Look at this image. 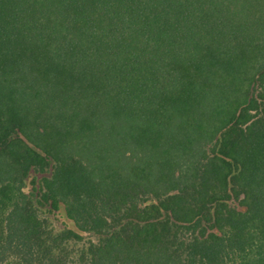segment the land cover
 I'll return each mask as SVG.
<instances>
[{
	"label": "trees",
	"instance_id": "obj_1",
	"mask_svg": "<svg viewBox=\"0 0 264 264\" xmlns=\"http://www.w3.org/2000/svg\"><path fill=\"white\" fill-rule=\"evenodd\" d=\"M50 160L43 197L99 235L87 247L23 190ZM11 257L264 264V0H0Z\"/></svg>",
	"mask_w": 264,
	"mask_h": 264
},
{
	"label": "rangeland",
	"instance_id": "obj_2",
	"mask_svg": "<svg viewBox=\"0 0 264 264\" xmlns=\"http://www.w3.org/2000/svg\"><path fill=\"white\" fill-rule=\"evenodd\" d=\"M53 175V162L50 160V164L45 169H39L31 167L24 180L23 190L28 193L38 210L41 218H45L48 221L47 226L52 229L53 233L60 232L64 229H72L79 233L82 239L76 244L75 247H87L89 242H97L99 235L93 231H85L80 229L75 221L67 214L66 207L63 202L58 203V207L52 205L51 199L45 200L43 193L45 192L46 179L52 178ZM233 203L238 206L236 201ZM238 208H240L238 206ZM73 244H70V249L73 250ZM74 258H78V254L73 253ZM18 259L16 257L9 258L3 264H16Z\"/></svg>",
	"mask_w": 264,
	"mask_h": 264
}]
</instances>
